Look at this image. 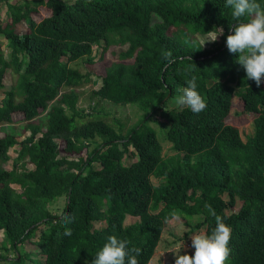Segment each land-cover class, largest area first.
<instances>
[{"label": "trees", "instance_id": "1", "mask_svg": "<svg viewBox=\"0 0 264 264\" xmlns=\"http://www.w3.org/2000/svg\"><path fill=\"white\" fill-rule=\"evenodd\" d=\"M2 2L8 10L0 35L9 53L0 39V90L8 70L13 81L0 100V127L12 125L15 113L25 125L0 135V261L12 251L22 263L31 253L20 248L33 241L45 264H90L115 235L140 250L138 264H149L173 210L188 223L200 218L192 229L205 226L211 234L210 204L231 228L225 264H264V83L247 80L238 54L227 48L236 21L226 0ZM41 6L50 14L43 16ZM211 33L217 39L206 47L198 36ZM102 41L96 59L94 46ZM115 45L127 48L108 63ZM98 62L104 70L95 93L146 112L128 132L119 119L109 122L78 105L80 89L96 83ZM193 76L206 108L168 107ZM236 96L243 121L253 119L247 139L227 123ZM157 117L160 130L151 124ZM25 131L30 135L20 140ZM160 136L172 143L170 152ZM62 198L56 213L50 205ZM128 215L139 220L126 225Z\"/></svg>", "mask_w": 264, "mask_h": 264}, {"label": "clouds", "instance_id": "2", "mask_svg": "<svg viewBox=\"0 0 264 264\" xmlns=\"http://www.w3.org/2000/svg\"><path fill=\"white\" fill-rule=\"evenodd\" d=\"M225 6L232 9L236 21L229 25L227 48L230 53L238 54L236 62L244 69L246 79L255 81L259 87L264 83V6L257 0H226ZM164 59L169 65L175 62L171 52L165 53ZM186 85L177 90L173 102L180 110L187 108L193 113H200L206 108V101L197 91L196 77L186 81ZM205 208L215 218L214 230L211 234L190 235L194 254L181 255L180 252L172 251L175 255L174 264H225L229 258L231 228L210 204H205ZM180 219L174 210L170 213L171 221ZM165 222H169V217H166ZM66 223H71V218H66ZM65 235L71 236V229H66ZM128 244L129 241L118 239L115 235L108 236L107 242L90 264H138L140 250L129 248Z\"/></svg>", "mask_w": 264, "mask_h": 264}, {"label": "rangeland", "instance_id": "3", "mask_svg": "<svg viewBox=\"0 0 264 264\" xmlns=\"http://www.w3.org/2000/svg\"><path fill=\"white\" fill-rule=\"evenodd\" d=\"M10 2H16L20 0H9ZM23 1V0H21ZM65 2H73L74 0H64ZM7 10L8 6L7 3L2 2L0 3V22H5L7 18ZM39 11H41L43 16L49 15L50 10L47 8L41 6L39 7ZM22 24H26V22L23 20L21 22ZM22 29L25 30V28H19V32H22ZM198 38L200 41L204 44L206 47H210L214 44V42L217 39V35L214 33L207 34V35H199ZM0 39L4 42L3 48L5 50V53H9V49L7 47V41L6 39L0 35ZM104 41L101 42V44L94 46V54L96 55V59H98L101 55V50L104 46ZM127 48L126 46H110L107 50V56H108V63L116 61L117 57H119V53L122 51V49ZM99 66L98 69L94 72V79L96 80V83H92L89 85H86L80 89V99H79V107L84 112H95L98 114H101L102 116H105L106 120L109 122H113L114 120L119 119L126 125L124 132H128L132 127H134L145 115V111L141 109L137 104H121V103H115L109 100L102 99L100 96H98L95 91L98 89L101 84V78L98 79L97 72L101 73L104 70V66L102 62H98ZM13 78L12 73L10 70H8L6 77L4 79L5 87L0 90V100L4 96L5 90L9 89L12 84ZM52 105V103H51ZM50 105V106H51ZM168 107L176 108L173 99H171L170 103L168 104ZM242 101L238 96L235 97V104L233 107V111L227 118V123L237 125L242 132V136L244 139H247L248 136L252 135L254 133V124L253 119L250 117L246 119V121H243V118L246 115H242ZM24 115L22 113H15L13 115L14 123L12 125H4L0 127V135L5 134L6 130H10V128H13L15 131L19 132L24 128L25 121L23 120ZM160 119L157 117L156 120H151L152 126L160 130ZM30 135V131H25L24 135L21 136L19 139L22 140L26 136ZM160 140L163 142L164 146V152L168 153L170 152V145L172 143L168 140H164L160 136ZM60 146L63 148L65 147V142L62 140H59ZM18 145L12 147L9 151V154L11 155V160L5 164V167L7 169L12 168L13 165V159L17 157L18 153ZM125 161L127 163H131L133 161V157L130 155H127L125 157ZM29 168H33V164H28ZM16 187L19 191L21 190L18 185H13ZM50 207L53 209L54 212L60 213L64 207V199H60L59 202H56L55 204H51ZM179 216V215H178ZM181 217V216H180ZM139 220V217H135L132 215H128L125 224L128 225L130 223H133L135 221ZM200 221V218L193 219L191 223H188L186 219L182 218L179 221H169L166 223L162 239L157 247L156 253L149 264H174L175 255L172 251L180 252L181 255L183 254H194V249L191 247V239L190 235L196 234V233H206V228L201 227L199 229H192L194 225H196ZM101 223H96V227H100ZM44 227H40L37 230V236H39L41 230ZM4 239V233L3 231H0V241H3ZM37 239V237H36ZM21 252H30V256L26 257L25 260L22 263L19 264H45V257L42 253H40L37 249V245L33 241H27L21 246ZM5 255L9 256V259L1 260L0 264H16L13 260V257L15 256V253L10 251L8 253H5Z\"/></svg>", "mask_w": 264, "mask_h": 264}, {"label": "crops", "instance_id": "4", "mask_svg": "<svg viewBox=\"0 0 264 264\" xmlns=\"http://www.w3.org/2000/svg\"><path fill=\"white\" fill-rule=\"evenodd\" d=\"M136 217V216H135Z\"/></svg>", "mask_w": 264, "mask_h": 264}]
</instances>
